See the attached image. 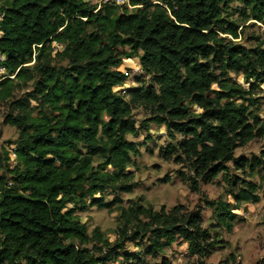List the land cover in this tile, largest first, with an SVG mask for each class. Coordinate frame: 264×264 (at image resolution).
I'll return each instance as SVG.
<instances>
[{
    "label": "trees",
    "instance_id": "16d2710c",
    "mask_svg": "<svg viewBox=\"0 0 264 264\" xmlns=\"http://www.w3.org/2000/svg\"><path fill=\"white\" fill-rule=\"evenodd\" d=\"M233 2L244 22L264 25V0H1L2 123L18 137L0 150V264H144L125 252V242L139 241L156 264H170L163 253L177 241L200 264L212 254L220 241L202 226L200 210L132 203L120 209L115 243L97 230L89 236L77 213L112 211L120 199L95 197L108 189L132 192L128 169L140 150L128 136L147 134L151 124L165 128L171 142L160 157L186 170L177 175L191 192L227 176L229 163L258 171L264 187V150L248 162L234 157L264 137L255 96L264 85V35L251 37L253 47L237 41L241 25L225 14ZM54 44L61 50L52 56ZM132 58L147 84L116 91L125 81L118 68ZM135 108L148 117L138 123ZM233 199L234 206L206 201L227 232L238 204L259 196L247 183Z\"/></svg>",
    "mask_w": 264,
    "mask_h": 264
},
{
    "label": "rangeland",
    "instance_id": "374dc122",
    "mask_svg": "<svg viewBox=\"0 0 264 264\" xmlns=\"http://www.w3.org/2000/svg\"><path fill=\"white\" fill-rule=\"evenodd\" d=\"M87 1L97 6L103 3L102 0ZM150 1L156 3L158 0ZM128 8L131 7L128 6ZM241 8V4L233 2L225 14L230 15L231 19L241 25L240 29L243 34L237 41L247 47H253L254 42L251 37L264 35V25L256 23L254 20L244 22L239 15ZM53 47L52 56L61 50L58 45L54 44ZM118 70L126 73L127 76H125L123 86L116 91L137 87L139 79L144 80L147 84L148 77L141 70L136 58L123 60ZM230 76L247 88L241 75L231 73ZM24 93V90L18 92L16 98ZM255 96L259 98L258 113L261 118H264V85L261 86V90L255 93ZM194 110L197 111L195 108ZM6 111L5 105L0 104V150L2 147L3 149L7 147L8 141H15L18 137L15 127L2 123ZM133 115L138 123L148 117V113L142 108H135ZM128 139L137 143L140 150V155L135 158V164L128 169L132 174L133 190L130 193H114L108 189L104 194L95 196L96 198L102 197L106 203L117 198L120 199V202L114 203L112 211L89 207L86 211L77 213L80 221L85 224L89 236H92L93 231L97 230L110 243H115L120 226V209L127 208L132 203L153 211L164 208L168 212L174 208L180 214L200 210L202 226L210 231L213 238L220 241L212 254L202 260V264H264V187L259 179L258 171L251 172L248 167L237 169L235 164L229 163L227 176L220 174L211 183L201 184L198 193L191 192L187 184L181 182L177 175L180 171L186 173V170L180 165L172 161H164L160 157V150L171 142L166 137L163 126L151 124L147 134L140 132L135 137L128 136ZM263 150L264 137L256 138L247 145L237 148L234 157L248 162L253 157H259ZM247 183L255 186L259 201L238 204L239 209L234 211L236 218L233 229L231 232H227L226 229L216 225L214 211L206 204V201H223L234 206L236 204L233 194L244 188ZM117 206L119 207L116 208ZM137 243H140V246L125 242V252L141 258L144 260V264H156V261L159 263V258L155 260L145 253L143 243L140 241ZM92 244L94 242L89 244L88 248ZM163 255L170 264H200L197 258L188 254L187 245L180 241L166 249Z\"/></svg>",
    "mask_w": 264,
    "mask_h": 264
},
{
    "label": "built area",
    "instance_id": "2783aa9c",
    "mask_svg": "<svg viewBox=\"0 0 264 264\" xmlns=\"http://www.w3.org/2000/svg\"><path fill=\"white\" fill-rule=\"evenodd\" d=\"M103 2H111L116 5H124V4H129L131 0H102ZM1 2V0H0ZM3 60V58L0 57V61ZM121 72V71H120ZM122 73V72H121ZM124 76H127L126 73H122ZM7 77V72L5 68L0 66V81L5 79ZM9 157L11 161L16 160V153H15V148L9 149Z\"/></svg>",
    "mask_w": 264,
    "mask_h": 264
}]
</instances>
